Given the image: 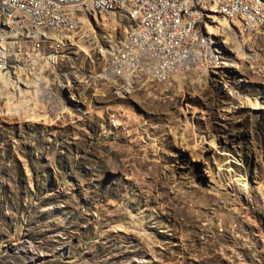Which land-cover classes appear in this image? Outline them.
Returning <instances> with one entry per match:
<instances>
[{
	"label": "rangeland",
	"instance_id": "1",
	"mask_svg": "<svg viewBox=\"0 0 264 264\" xmlns=\"http://www.w3.org/2000/svg\"><path fill=\"white\" fill-rule=\"evenodd\" d=\"M98 15L57 68L77 115H0V264H264V31L206 18L211 69L130 85Z\"/></svg>",
	"mask_w": 264,
	"mask_h": 264
},
{
	"label": "built area",
	"instance_id": "2",
	"mask_svg": "<svg viewBox=\"0 0 264 264\" xmlns=\"http://www.w3.org/2000/svg\"><path fill=\"white\" fill-rule=\"evenodd\" d=\"M119 1L0 0V90L5 92V98L0 100V115L28 118L45 112L40 117L55 120L76 116L79 108L75 80L70 75L56 76L62 53L76 50L85 37V23L94 20L93 14L113 11ZM211 3H215L216 16L232 13L233 18L236 10H243L244 21H259L264 16V0H232V5H220L218 0ZM200 11L196 0H135L126 12L128 24L139 23L140 31L130 43L118 47V53L156 48L157 52L185 58L179 55V48L189 47L198 57ZM178 17H188L189 25L177 26ZM165 26H173V34H165ZM100 51L105 59L100 75L108 79V35ZM110 57L117 60V55ZM123 66L129 65L120 63V68ZM164 66L157 65L153 70L164 71ZM191 66L204 70L209 60H199V65H190L179 75L191 71Z\"/></svg>",
	"mask_w": 264,
	"mask_h": 264
},
{
	"label": "bare ground",
	"instance_id": "3",
	"mask_svg": "<svg viewBox=\"0 0 264 264\" xmlns=\"http://www.w3.org/2000/svg\"><path fill=\"white\" fill-rule=\"evenodd\" d=\"M211 2L212 0H196V7L198 10H201L200 18L197 20V30L201 40L200 51L198 52V57H195V51H193L192 48H179V55L185 58L174 57L166 53L157 52L156 48H147L132 53H118V47L130 43V39L134 38V36L139 33L140 24H128V12H126V8L132 7L135 4V0H121L117 2L113 11L108 10V15L115 14V16H121L123 18L122 24L127 23L128 25L125 24L126 29L124 34L118 35L115 38L113 35L109 36L108 79H111L114 82L122 81L123 83L130 85L136 83L143 77L161 82L162 79H168V76H176L181 74L182 70L189 68L190 65H199V60L207 59L209 60V66H204V70L211 69L214 64L220 60V56L218 55L219 49L215 46V41L210 32L212 26L205 24L206 18L216 16L214 14L215 3ZM218 4L232 5V0H218ZM100 16H102V14ZM98 17V14H93L91 19L98 20ZM220 17L223 18L221 21H227L231 23L232 26L244 31L248 35H254L264 31V16L259 21H244L243 10H236V12H234L233 18L232 13H224V15ZM220 22L218 24H221ZM188 25V17L177 18V26ZM165 34H173V26H165ZM110 44H112L114 47H110ZM113 55H117V60L112 61V57L110 56ZM120 63L129 66H123V68H120ZM157 65H165L164 71L153 70V68H156ZM204 70L198 66H191V71L202 72ZM30 90L32 91V89ZM246 102L255 108L262 107L260 105L261 101H254L251 98H246ZM7 103L8 102H6V104Z\"/></svg>",
	"mask_w": 264,
	"mask_h": 264
}]
</instances>
